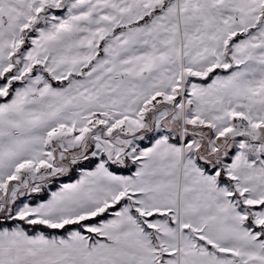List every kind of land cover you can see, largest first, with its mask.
Here are the masks:
<instances>
[{"label": "snow or ice", "instance_id": "snow-or-ice-1", "mask_svg": "<svg viewBox=\"0 0 264 264\" xmlns=\"http://www.w3.org/2000/svg\"><path fill=\"white\" fill-rule=\"evenodd\" d=\"M0 264H264V0H0Z\"/></svg>", "mask_w": 264, "mask_h": 264}]
</instances>
